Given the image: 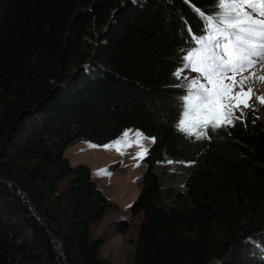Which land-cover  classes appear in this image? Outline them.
I'll use <instances>...</instances> for the list:
<instances>
[{
    "label": "trees",
    "instance_id": "trees-1",
    "mask_svg": "<svg viewBox=\"0 0 264 264\" xmlns=\"http://www.w3.org/2000/svg\"><path fill=\"white\" fill-rule=\"evenodd\" d=\"M130 1L0 0V264H106L91 228L111 203L64 152L126 130L155 138L127 208L141 216L131 264H248L253 254L264 124L248 118L200 140L175 127L186 82L174 72L203 31L197 10L213 13L214 0ZM169 160L189 171L163 189Z\"/></svg>",
    "mask_w": 264,
    "mask_h": 264
},
{
    "label": "snow or ice",
    "instance_id": "snow-or-ice-1",
    "mask_svg": "<svg viewBox=\"0 0 264 264\" xmlns=\"http://www.w3.org/2000/svg\"><path fill=\"white\" fill-rule=\"evenodd\" d=\"M214 4L213 13L197 10L203 31L193 37V47L181 50L182 64L174 72L177 79L186 70L198 74V78L184 77L188 82L182 85L186 91L175 125L178 132L195 140L210 138L209 129L242 123L245 111L254 110L253 98L264 106V94L257 95L254 87L255 81L264 83V74L252 71L257 65L264 66V0H214ZM146 139L155 143L154 137L139 130H126L104 148L123 155L135 144L140 151L133 158L142 161L149 152L143 143ZM97 174L109 173L100 170Z\"/></svg>",
    "mask_w": 264,
    "mask_h": 264
},
{
    "label": "rangeland",
    "instance_id": "rangeland-1",
    "mask_svg": "<svg viewBox=\"0 0 264 264\" xmlns=\"http://www.w3.org/2000/svg\"><path fill=\"white\" fill-rule=\"evenodd\" d=\"M255 72L257 75L264 74L261 69ZM184 77L194 78L188 70L179 79L187 83L188 81ZM255 88L258 89V87ZM257 95L260 93L257 92ZM252 103L254 110H246L242 120L256 118L264 124V107L259 105L255 98H253ZM236 123L239 124L240 122L237 121ZM229 128L232 127H225V129ZM134 132L132 131V133ZM143 143L146 148H149L151 140L146 139ZM139 151L140 148L133 144L124 150L123 155H120L115 150H105L104 147L99 148L80 142L68 147L64 152V156L72 166L85 164L89 167L92 179L111 203L104 217L91 228L92 238L101 241L98 256L106 264H131L133 258L141 216L132 217L127 213V208L136 199L140 190L144 167L141 165V161L133 158ZM100 170H107L109 174L98 175ZM188 171L189 166L185 165L170 163L162 167L160 169L162 188L165 189L167 184L173 185L174 188L181 187ZM117 222H128L129 227L125 233L117 232L115 228ZM246 240V243L253 245L251 249L253 254H247L249 260L247 263L262 261L264 259V229L253 233ZM260 243L261 246L258 247ZM255 249H257L256 253L259 252V249L262 253L255 254Z\"/></svg>",
    "mask_w": 264,
    "mask_h": 264
},
{
    "label": "bare ground",
    "instance_id": "bare-ground-1",
    "mask_svg": "<svg viewBox=\"0 0 264 264\" xmlns=\"http://www.w3.org/2000/svg\"><path fill=\"white\" fill-rule=\"evenodd\" d=\"M247 75V74H246ZM250 83H252L251 81H250ZM254 87H258V92L260 93V94H264V83H261V82H259V81H255V83H254ZM262 107H264V106H262Z\"/></svg>",
    "mask_w": 264,
    "mask_h": 264
},
{
    "label": "water",
    "instance_id": "water-1",
    "mask_svg": "<svg viewBox=\"0 0 264 264\" xmlns=\"http://www.w3.org/2000/svg\"><path fill=\"white\" fill-rule=\"evenodd\" d=\"M130 2H131V4H135L137 2V0H132Z\"/></svg>",
    "mask_w": 264,
    "mask_h": 264
}]
</instances>
